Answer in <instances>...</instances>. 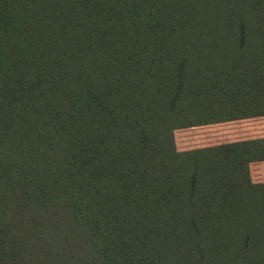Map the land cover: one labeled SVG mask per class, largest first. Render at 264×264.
<instances>
[{
	"label": "trees",
	"instance_id": "1",
	"mask_svg": "<svg viewBox=\"0 0 264 264\" xmlns=\"http://www.w3.org/2000/svg\"><path fill=\"white\" fill-rule=\"evenodd\" d=\"M263 119L264 0H0V264H264Z\"/></svg>",
	"mask_w": 264,
	"mask_h": 264
},
{
	"label": "rangeland",
	"instance_id": "2",
	"mask_svg": "<svg viewBox=\"0 0 264 264\" xmlns=\"http://www.w3.org/2000/svg\"><path fill=\"white\" fill-rule=\"evenodd\" d=\"M232 129H234V126L229 124V125H221L212 131H210L211 129H202V130L199 129V130H194V131H190V132L189 131L188 132H180V133H178V137L182 142H180L179 146L182 148L183 141L188 142V140L191 137H193V139H194L197 136H199L200 134H203V135L207 134L205 132L218 133L220 136H223L224 133L225 134H231V132H227V131H231ZM202 132H204V133H202ZM195 142H197V141H195Z\"/></svg>",
	"mask_w": 264,
	"mask_h": 264
},
{
	"label": "crops",
	"instance_id": "3",
	"mask_svg": "<svg viewBox=\"0 0 264 264\" xmlns=\"http://www.w3.org/2000/svg\"><path fill=\"white\" fill-rule=\"evenodd\" d=\"M261 123L264 124V119H263V121L260 122V124H261ZM261 130H262V129H261ZM262 134H264V133L262 132Z\"/></svg>",
	"mask_w": 264,
	"mask_h": 264
}]
</instances>
